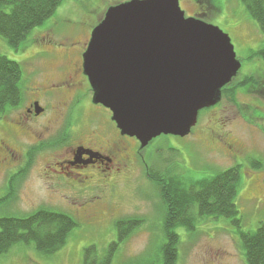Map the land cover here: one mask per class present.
<instances>
[{
    "label": "rangeland",
    "instance_id": "1",
    "mask_svg": "<svg viewBox=\"0 0 264 264\" xmlns=\"http://www.w3.org/2000/svg\"><path fill=\"white\" fill-rule=\"evenodd\" d=\"M130 1L64 0L18 50L0 37V56L22 68L23 102L31 94L30 87L42 84L46 75L65 65L61 56L46 53H61L66 48L82 50L84 35L92 34L107 11ZM180 6L187 17L202 14L205 22L231 38L243 65L233 82L234 89L231 85L219 105L200 114L189 137L155 140L146 150L150 172L140 161L135 163L119 180L122 183L116 193L97 192L93 199L70 194L69 189L44 177L46 159L40 158L16 182L13 193V186H7V169L0 166V220L46 208L73 216L79 225L64 248L51 257L40 255L32 244H19L1 258L0 264H84L85 251L92 247L104 257L118 241L116 224L120 221H137L138 226L120 245L112 264H160L159 250L165 242L164 205L161 188L148 172L166 174L169 184L176 179L192 184L231 169H238L241 176L236 202L240 227L229 220L204 218L193 232L178 228L181 244L177 264H246L240 233H254L264 225V36L240 0H180ZM16 131L0 126V139L17 147L15 135L20 133ZM88 205L96 217H85L83 209Z\"/></svg>",
    "mask_w": 264,
    "mask_h": 264
},
{
    "label": "water",
    "instance_id": "2",
    "mask_svg": "<svg viewBox=\"0 0 264 264\" xmlns=\"http://www.w3.org/2000/svg\"><path fill=\"white\" fill-rule=\"evenodd\" d=\"M91 35L83 59L93 103L143 149L163 136H189L243 66L231 38L187 17L180 0L113 6Z\"/></svg>",
    "mask_w": 264,
    "mask_h": 264
},
{
    "label": "flooded vegetation",
    "instance_id": "3",
    "mask_svg": "<svg viewBox=\"0 0 264 264\" xmlns=\"http://www.w3.org/2000/svg\"><path fill=\"white\" fill-rule=\"evenodd\" d=\"M91 37L84 35L80 51L66 48L61 53H46L61 56L65 65L46 75L42 84L30 87L29 98L19 107L0 113V126L20 133L15 135L17 147L0 139V166L7 169V186H13V193L16 182L27 175L37 158L46 159L47 180L85 199H93L97 192L116 193L119 180L139 161L150 172L146 150L152 143L141 148L136 138L122 135L110 110L93 103L83 59ZM231 85L223 90V98L234 89ZM37 110L43 112L37 114ZM83 211L89 219L96 217L90 205Z\"/></svg>",
    "mask_w": 264,
    "mask_h": 264
},
{
    "label": "trees",
    "instance_id": "4",
    "mask_svg": "<svg viewBox=\"0 0 264 264\" xmlns=\"http://www.w3.org/2000/svg\"><path fill=\"white\" fill-rule=\"evenodd\" d=\"M64 0H0V37L9 46L18 50L28 36L49 20ZM249 15L255 20L264 36V0H240ZM264 54V51L262 52ZM22 68L17 62L0 56V113L19 107L24 94L20 86ZM152 182L161 188L164 205V244L160 247V264H177L179 260L180 236L177 229L183 227L190 232L201 219L211 221L229 220L240 227L239 209L236 204L241 176L238 169L221 172L197 183L173 180L169 184L166 174L148 173ZM79 225L69 214L41 208L24 217H9L0 220V260L16 245H34L36 251L51 257L67 244L70 234ZM137 221H120L116 224L118 241L113 243L106 256L100 257L96 248L85 251L84 264H112L119 250ZM241 236V248L246 264H264V225L254 233Z\"/></svg>",
    "mask_w": 264,
    "mask_h": 264
}]
</instances>
